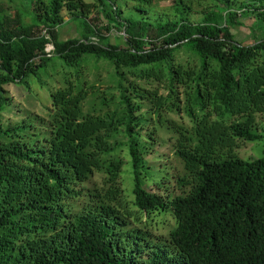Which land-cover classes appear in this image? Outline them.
<instances>
[{
	"label": "trees",
	"instance_id": "16d2710c",
	"mask_svg": "<svg viewBox=\"0 0 264 264\" xmlns=\"http://www.w3.org/2000/svg\"><path fill=\"white\" fill-rule=\"evenodd\" d=\"M11 1L0 0V264H264V35L246 44L231 31L250 14L264 32V0ZM62 11L78 37L59 38ZM101 59L113 86L98 96L82 67ZM58 73L42 113L3 118L6 85L37 99ZM260 141L259 157H239Z\"/></svg>",
	"mask_w": 264,
	"mask_h": 264
},
{
	"label": "rangeland",
	"instance_id": "374dc122",
	"mask_svg": "<svg viewBox=\"0 0 264 264\" xmlns=\"http://www.w3.org/2000/svg\"><path fill=\"white\" fill-rule=\"evenodd\" d=\"M31 1L33 0H12L11 2H6L7 5H9L8 11L13 10L14 8H21V9H28ZM86 2H90L91 0H85ZM160 5H167L169 4L168 0H159ZM63 18L65 20V23L59 27V38L61 40L72 38V37H78L77 33V26L72 20L69 19V14L66 11H62ZM94 14H90L88 17L91 20V17ZM28 16V15H27ZM30 17H26V20L29 21ZM31 20V19H30ZM241 25L235 26L231 30L233 32L234 38L236 41L242 42V43H252L254 40L258 39L259 37L264 35L263 30L261 29L260 25H255L253 23V19L251 18L250 14L245 15L240 19ZM92 23H94L91 20ZM111 40L117 43H121V37L123 34L119 31L112 30L111 33ZM115 37V38H114ZM82 75L87 80L88 84H92L91 91L94 92L96 95L101 96L104 92V90L108 87L113 86V83L110 79V74H112V68L111 66L105 61L100 60L98 63V66L92 67L91 64L84 65V68L82 67ZM42 79L45 82L44 87L41 88H33V91L36 95V98H28L25 95V92L23 89L19 88V86H15L13 84L6 85L5 88L8 90L9 95L11 96L14 106L12 107V111L5 112L3 114V118L14 120L19 115H15L17 108H24L27 110H32L37 113H42L43 110L41 109V102H48V90L54 89L55 87H58L61 85V79L60 75L58 73L54 74L52 76L44 77L42 76ZM26 92L28 91L27 88ZM96 101V99H95ZM89 107L88 103L85 104L84 109H87ZM261 147L262 142H256L249 143L245 142L240 145V147L237 149V153L239 157L246 158V159H252L255 157H259L261 155ZM160 154H164L166 156L160 157L158 160L151 159V162L157 163L159 161H165V158L167 154L169 153V144H165L163 146L157 147ZM172 165H177V162L173 161L171 163ZM128 165L125 166L127 168ZM172 183H169V186L171 187ZM172 225V221H169L166 219L164 225L160 226L158 228L157 233L161 235H165L168 228Z\"/></svg>",
	"mask_w": 264,
	"mask_h": 264
}]
</instances>
